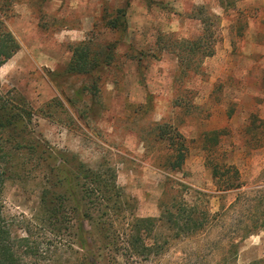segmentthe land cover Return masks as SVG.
Wrapping results in <instances>:
<instances>
[{"label": "rangeland", "instance_id": "1", "mask_svg": "<svg viewBox=\"0 0 264 264\" xmlns=\"http://www.w3.org/2000/svg\"><path fill=\"white\" fill-rule=\"evenodd\" d=\"M125 7L128 29L121 36L105 28L102 18L106 9ZM42 10L19 3L9 13L6 24L20 50L0 67V89L25 97L36 113L35 134L55 150L92 169L115 166L135 215L159 236L161 251L150 257L96 251L98 263L264 264V222L257 208L264 148L254 149L250 135L243 138L240 132L252 113L264 121V0H48ZM203 32L212 33L209 56L199 60L198 72L184 74L176 55L181 49L189 54L193 45L185 41H196ZM88 38L119 41L117 64L96 74L93 91L94 79L67 72L71 46ZM174 40L185 45L177 48ZM206 42L194 48L207 47ZM158 123L179 127L186 138L180 169L160 163L162 147L151 135ZM222 129L228 135L221 147L244 183L227 194L206 166L205 138ZM172 197L176 206L185 199L209 208L211 215L220 213L210 229L172 238L160 222V201ZM4 199L7 215L32 218L39 210L40 186L11 181ZM248 225L255 233L241 240L236 229ZM70 242L68 237L50 242L39 264L85 262Z\"/></svg>", "mask_w": 264, "mask_h": 264}, {"label": "trees", "instance_id": "2", "mask_svg": "<svg viewBox=\"0 0 264 264\" xmlns=\"http://www.w3.org/2000/svg\"><path fill=\"white\" fill-rule=\"evenodd\" d=\"M47 1L0 0V67L20 50L18 40L6 24L9 13L19 3H27L32 9L38 8L44 13L42 8ZM102 21L105 28L124 36L128 29L127 7L111 12L106 9ZM41 26L46 27L45 24ZM209 34L212 33L203 32L196 41H185L193 48L189 54L181 49L176 55L185 64V67L181 66L184 74L198 72L199 60L209 56L212 49L209 46L213 43ZM203 40H207V47L195 49ZM185 42L174 40V45L178 48ZM118 46V40L101 44L93 38L72 45L67 72L94 79L93 87L89 89L93 91L96 89V74L117 64ZM11 93L0 89V264H39L38 257L45 253L50 242L65 237L71 240L72 248H78L76 254L82 252L85 262L79 264H99L96 251H107L115 256L124 253L135 258L159 253V236L145 219L135 215L134 200L119 186L115 166L104 164L92 169L55 150L35 134L33 121L36 113L25 97ZM47 108L51 109L52 104ZM240 132L243 138L250 135V138L246 137L247 142L253 143L254 149L264 148V121L257 114H251V121ZM151 135L153 143L162 147L163 153L159 154L161 165L171 171L180 169L185 163L188 146L179 127L158 123L152 127ZM227 135L228 129H222L205 138L206 166L219 191L224 194L239 191L244 186L238 168L227 159V152L221 147L222 138ZM11 181L23 184L34 181L40 186L39 210L34 217L5 213L4 191ZM258 193L257 208L261 209L258 217L264 222V188ZM176 200L177 197H172L160 201L161 226L172 238L210 229L212 218L220 213L211 215L209 208L200 209L185 199L176 206ZM77 220L82 223L79 227L76 226ZM261 227L264 230V223ZM254 233L249 225L236 229V234H243L241 240ZM168 241L166 238L164 242Z\"/></svg>", "mask_w": 264, "mask_h": 264}]
</instances>
